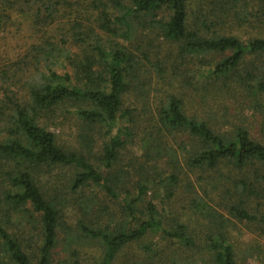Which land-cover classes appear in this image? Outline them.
Wrapping results in <instances>:
<instances>
[{"label":"trees","instance_id":"16d2710c","mask_svg":"<svg viewBox=\"0 0 264 264\" xmlns=\"http://www.w3.org/2000/svg\"><path fill=\"white\" fill-rule=\"evenodd\" d=\"M13 12L38 38L0 66V264H247L232 234L264 233V38L241 33L264 0H0V36ZM58 168L60 189L39 183Z\"/></svg>","mask_w":264,"mask_h":264},{"label":"rangeland","instance_id":"374dc122","mask_svg":"<svg viewBox=\"0 0 264 264\" xmlns=\"http://www.w3.org/2000/svg\"><path fill=\"white\" fill-rule=\"evenodd\" d=\"M73 1L75 0H71V2ZM8 15L10 17L9 25L2 32V35L0 36V66L1 63L3 64L8 63V65H10L14 61H16L25 51H27L33 44H35V42H37V38H38L35 36L36 33L32 29L31 22L29 21L28 18H26L27 16L25 14L13 12L11 14L9 13ZM248 32H251L249 34V37L255 36V37L264 38V24L259 26V28L257 27L252 29L249 28L246 31L242 32L241 34H247ZM243 38H244L243 40H245L248 37L246 36ZM2 124L0 123V125ZM54 128L55 129L57 128L55 132L57 135L60 136L59 142L64 147L71 148L72 150L77 149L78 140L75 139L77 131L74 125L71 124V122L65 121L63 123L56 125ZM0 130L1 133H5L7 131V128L0 127ZM138 154H139V149L136 147L130 148L128 152H123L124 158L126 157L125 160H127L128 157H132V156H133L132 158H135L137 157ZM128 168H129V172L132 173L131 168L129 166ZM54 171L55 172H53V174H51L50 176L48 175L44 177L41 176L39 183L42 184L43 186H46L47 181L51 180V178H54V180H56L55 181L56 187L60 189V187L63 184H65V182L71 179V176L73 175L74 172V170L70 168H58ZM132 176H133L132 177L133 181H137L138 179L143 177V175H141L140 177L139 175L138 177H136L135 175ZM180 192H182L183 195H186V193L183 190H181ZM89 193L97 194L98 196L96 195L95 196L96 198L99 199V202H104L106 200V198L103 197L99 189H96L93 192H89ZM148 194H151V192H149ZM181 197L182 194L181 196L177 195V200L180 199ZM211 197H215V196L213 195ZM216 198L214 200H216ZM175 205L177 207L179 203H176ZM68 216H69L68 217L69 225L74 227L77 223V218L80 217L79 212L75 209L68 208ZM259 228H260L259 226H249L246 228L238 224H236L233 227L232 236L235 239L238 246L244 249L247 247H253L256 249V251H254V256H251V259L247 262V264H264V233ZM257 245L260 246L257 247ZM88 250L90 252L91 251L96 252V247H93V243L91 244V247ZM57 252L58 254H60V250H57ZM174 255L177 256L179 259H184L185 256L181 252V250H176L174 252Z\"/></svg>","mask_w":264,"mask_h":264}]
</instances>
